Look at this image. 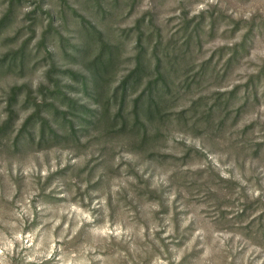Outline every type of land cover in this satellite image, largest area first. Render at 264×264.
I'll return each mask as SVG.
<instances>
[{
  "label": "rangeland",
  "instance_id": "1",
  "mask_svg": "<svg viewBox=\"0 0 264 264\" xmlns=\"http://www.w3.org/2000/svg\"><path fill=\"white\" fill-rule=\"evenodd\" d=\"M33 1L21 0L22 6L15 7V18L0 35V55L30 35L29 17L39 13H32ZM58 3L46 0L42 8L54 12ZM6 6L7 0H0V16ZM211 6L235 19L264 17V0H137L132 14L115 26H130L150 9L169 32L183 10L189 18ZM35 21L27 45L32 56L24 70L0 73V121L10 85L34 86L42 80L45 61L35 45L45 14ZM228 28L218 22L198 52V61L207 60L215 71L228 56L224 47L239 39ZM63 32L68 38L75 34ZM12 36L13 41L4 39ZM52 44L49 49L60 59L59 42ZM249 51L222 79L207 78L179 90L168 112L193 100L202 102L200 108L204 101L210 105L218 92L242 83L264 58V28ZM229 110L222 124L193 123L189 115L186 126L182 121L167 124L143 155L125 151L119 140L102 147L94 134L74 148L14 145L18 123L27 113L21 110L0 144V264H264V244L232 223L243 201L257 199L264 207V152L254 158L248 148L264 141V100H251L238 116ZM250 123L254 127L243 130ZM218 177L235 181V192H217L212 179Z\"/></svg>",
  "mask_w": 264,
  "mask_h": 264
},
{
  "label": "trees",
  "instance_id": "2",
  "mask_svg": "<svg viewBox=\"0 0 264 264\" xmlns=\"http://www.w3.org/2000/svg\"><path fill=\"white\" fill-rule=\"evenodd\" d=\"M74 1L79 5L58 0L54 12L42 8L46 0L33 1L32 13H39L29 17L30 35L17 48L1 53L0 73L13 68L24 70L32 56L27 45L34 34L33 25L38 16L45 14L46 24L35 45L45 61L42 80L34 86L28 82L9 86L5 117L0 121V144L9 138L22 110L27 113L18 123L12 138L14 145L74 148L82 138L94 134L102 147L119 140L125 143V151L143 155L167 124L174 121L179 125L182 121L186 126V115L193 123L222 124L229 109L238 116L251 100H264L263 58L242 83L218 92L210 105L204 101L200 108L202 102L193 100L184 109L168 112L175 106L179 90L190 89L207 78L222 79L240 58L250 54L253 39L264 28L263 16L235 19L211 6L188 18L183 10L176 28L164 32L150 9L135 16L130 26H115L132 14L137 0ZM18 5L21 0H7L0 16V35L15 18ZM91 17L98 19L99 25ZM222 20L230 26L232 36L239 33V39L224 47L228 56L218 72L207 60L198 61V52ZM70 24L74 28L70 29ZM65 29L74 31L72 38L63 34ZM14 37L4 39L13 41ZM55 40L59 42L57 55L63 62L49 49ZM252 127L254 123L243 130ZM248 148L258 158L264 152V141ZM212 180L217 192L223 188L236 190L235 181L220 177ZM260 206L257 199L243 201L232 222L247 237L258 238L259 245L264 244V207Z\"/></svg>",
  "mask_w": 264,
  "mask_h": 264
}]
</instances>
